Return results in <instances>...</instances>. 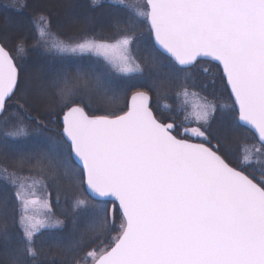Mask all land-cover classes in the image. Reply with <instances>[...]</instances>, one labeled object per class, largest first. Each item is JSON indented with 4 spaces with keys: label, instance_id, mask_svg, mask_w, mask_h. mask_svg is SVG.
Here are the masks:
<instances>
[{
    "label": "snow or ice",
    "instance_id": "obj_1",
    "mask_svg": "<svg viewBox=\"0 0 264 264\" xmlns=\"http://www.w3.org/2000/svg\"><path fill=\"white\" fill-rule=\"evenodd\" d=\"M110 2L128 12L126 19L115 21L113 42L67 43L51 32L47 16L30 21L37 46L60 61L50 67L39 90L60 102L62 132L59 140L48 138L49 147L16 151L12 170L0 165V242L9 264H34L37 235L64 225L51 215L45 185V179L61 176L75 186L74 211L88 208L85 192L100 201L92 206L96 220L88 231L118 233L99 253H86L85 260L93 264H264V0H143L140 8L125 0ZM23 7L21 3L18 10ZM145 23L152 41L145 43L143 62H138L132 50L140 48L136 30ZM24 51L23 43L17 44L18 54ZM86 53L102 56L111 70L95 64L73 69L63 61L66 54ZM202 59L222 70L234 98L231 110L238 113L232 127L254 132L260 145L257 159L247 150L239 166L233 164L221 139L210 131L214 113L225 105L190 91L195 87L189 83L190 69ZM113 73L144 79L133 83ZM165 85L182 99L178 111L190 97L196 99L191 113L195 126L187 117L163 122L154 114L149 92ZM17 86V66L0 46V116ZM138 86L148 91H133L126 110H86V97L114 101L118 90ZM23 108L21 104L18 111ZM12 119L13 126L0 133L6 158L15 151L10 141L29 136L24 120ZM34 123L39 130L40 122ZM70 161L78 162L76 167ZM25 166L35 175L21 176L17 169ZM41 187L44 192L38 191ZM104 198L112 200V208L104 206ZM9 220L18 229L15 235L9 232ZM87 242L85 231L76 244Z\"/></svg>",
    "mask_w": 264,
    "mask_h": 264
},
{
    "label": "trees",
    "instance_id": "obj_2",
    "mask_svg": "<svg viewBox=\"0 0 264 264\" xmlns=\"http://www.w3.org/2000/svg\"><path fill=\"white\" fill-rule=\"evenodd\" d=\"M21 3L26 4V7L18 10ZM39 14L47 16L51 21V32L59 40L68 43L84 39L111 41L115 33V21L118 18L126 19L128 16V12L125 11L123 6L106 1L93 6L91 0H0V46L5 47L10 53L18 69V86L14 95L7 101L4 115L0 116V133H2L5 125L13 122L12 118L23 119L30 129L29 131H32V135L30 134L31 136L26 139L10 141L15 151L9 152L7 158L3 148H0V165L7 166L9 170L15 167L14 156L16 151L29 152L49 147L40 137L47 136V127L60 128V117L63 113L58 99L50 93L39 90V85L49 76L50 67L60 62L58 58L46 53L42 46L38 47L36 44V33L30 21ZM136 34L140 37L141 44L139 50L136 46L135 48L138 51L140 61L143 62L145 43L151 41L146 23L137 27ZM19 43H23L25 51L18 54L17 44ZM63 61L73 69L77 64L84 66L95 64L103 67L102 63H95L92 60L77 57L64 56ZM200 64L209 69V73L202 75V70H199V76L197 77L199 79L198 90L201 86L206 88L202 82L207 81L208 96L212 94L209 98L231 102L218 67L209 62L200 61L193 68L196 70V67ZM113 75L117 79H128L133 83L144 79L142 77L122 78L115 73ZM163 87H166V89H163ZM136 89L148 91L147 87L140 86L129 88L123 92L118 90L119 98L120 95L125 96L122 105L114 103L111 104L112 106H105L102 101L93 99L90 100V103H92L91 108H86V110L90 114H104L106 111L119 113L121 109L125 110L128 95ZM170 89L171 87L166 85L162 86V92H158L156 89L149 92L153 112L163 122H169L171 117L167 112H162L158 106L159 102L167 101V94ZM21 104L24 105V108L18 111ZM230 114L228 112L227 114L223 113L221 117L217 118L216 116L215 121L211 124L210 131L212 134L215 132L214 136H217L223 129L224 132H233L232 136L225 137L221 141L228 150L231 162L239 166L238 162L242 160V144L252 143V141L247 140V135H250L253 141L256 142V140L245 128H233ZM29 117L32 119H28ZM3 118L7 120L1 124ZM34 121L40 122L41 127L39 130L34 127L36 126ZM34 129L37 132L33 131ZM235 133H237L236 138H234ZM58 136L60 135L58 134ZM0 139H3V137L0 136ZM69 163L76 167L73 161ZM17 171L23 175H35V173L28 170L27 166L23 169H17ZM251 171V168L246 169V172ZM255 174L259 178V174L257 172ZM45 181L51 196L52 212L64 221V225L56 230L43 231L37 235L35 247L38 256L34 264H87V260H85L86 253L92 249L99 251L110 246V240L118 234L117 231L100 229L88 231V225L96 220V217L92 215V206L99 204L100 201L92 200L86 193H83V198L88 200V208L74 211L72 203L76 195L75 186L62 176L56 180L45 179ZM6 194L11 196L12 189L9 188ZM104 206L112 208L113 204L111 201H105ZM8 223L9 232L15 235L18 229L13 226L11 220ZM119 223L120 213L116 206L117 229ZM85 231H87L88 242L86 244H76L81 233ZM9 259L3 242H0V264H9ZM29 264H33V261L30 260Z\"/></svg>",
    "mask_w": 264,
    "mask_h": 264
},
{
    "label": "rangeland",
    "instance_id": "obj_3",
    "mask_svg": "<svg viewBox=\"0 0 264 264\" xmlns=\"http://www.w3.org/2000/svg\"><path fill=\"white\" fill-rule=\"evenodd\" d=\"M110 2V0H100V2ZM125 3L127 4V5H131V6H133V8H140V7H142V5H143V0H125ZM50 40H49V42H51V38H49ZM84 40H94V39H84ZM84 40H81V41H76V42H72V43H79V42H83ZM96 41H104V40H96ZM107 42H113V40H111V41H107ZM68 43V42H67ZM133 55L134 56H136L137 58H138V62H141L140 61V57H139V54H138V51H137V49L135 48V45L133 46ZM64 56H66V57H71V58H75V57H77V58H81V59H89V60H92L93 62H95V63H97V62H99L100 64L102 63L103 64V67H101V68H104V69H107V70H111L110 69V66L107 64V62L105 61V59L102 57V56H96V55H94V54H92V53H86V54H82V55H72V54H66V55H64ZM144 58V57H143ZM88 65H90V64H88ZM88 65H86V66H88ZM93 65V64H92ZM202 68H206L204 65H199V66H197L196 67V70L194 69V68H192V69H190V73H191V79H190V81H189V83L190 84H194L195 85V87H193V88H190V91H193V92H196V93H198L199 94V96L201 97V98H204V97H206L208 100H211V101H213L214 103H216V104H218V105H225V108L223 109V110H217L215 113H214V118H212L211 120H210V127H211V124H212V122H214L215 121V118H216V116H217V118L218 117H221V115L223 114V113H225V114H227L228 112H229V114H230V112H231V119H232V121L233 120H235L236 119V112H234V111H232L231 109H232V106H233V103H232V101L231 102H226V101H222V100H220V99H216V98H209L210 97V95H212V94H210L209 96H208V94H209V92H208V90L206 89L207 87H208V85H207V81L205 82H202V84H204L205 86H206V88H204V87H202L201 86V88L198 90V84H199V79L197 78L198 76H199V70H202L201 72H202V75H206L205 73H204V71H203V69ZM116 75H118V74H116ZM135 77V76H134ZM166 86V85H165ZM167 87H169V86H167ZM161 88H162V86L160 87V90H159V92H162L161 91ZM163 89H166V87H163ZM202 89H203V91H202ZM137 90H140V89H136L135 91H137ZM143 91H145V90H143ZM167 91V90H166ZM163 92H164V90H163ZM175 92H176V89L174 88V87H171V89H170V92L167 94V101H161V102H159V100H158V102L160 103H158L159 104V109H161L162 110V112H167L168 113V115L171 117V120H173V119H175V121L177 122V123H180L181 121H184L185 120V118L187 117L188 118V121H191L192 123H191V125L190 126H195V121H194V117L191 115V113H192V111H193V109H192V105L193 104H195V103H197V101H196V99L195 98H193V97H190L189 98V104L188 105H185V106H183L179 111H178V107L179 106H181L182 105V99L181 100H177V98H176V95H175ZM132 93V92H131ZM130 93V94H131ZM129 94V95H130ZM128 95V96H129ZM117 96H118V94H117ZM124 95H120V98H119V96H118V99H116V100H114V101H111L110 102V100H108V99H106V98H102V97H99V96H95V95H93V97L91 96L90 98L89 97H86L85 98V101H84V103L85 104H88L89 105V107L88 108H91V106H92V103H90L91 101L90 100H93V99H96V100H98V101H102V104L103 105H105V106H112L111 104H114V103H116V104H120V105H122V102H123V100H124ZM98 98V99H97ZM128 98V97H127ZM127 102V101H126ZM157 105V104H156ZM165 105H169L170 106V108H165L164 106ZM66 110V109H65ZM125 110H126V108H125ZM158 112V111H157ZM63 114V113H62ZM217 114V115H216ZM62 116V115H61ZM233 116V117H232ZM61 118V117H60ZM7 120V119H6ZM6 120H5V118H3L1 121V124H3V123H5L6 122ZM170 120V121H171ZM169 121V122H170ZM11 125V126H10ZM10 126V127H9ZM13 126V122H11V123H9V124H7V125H5L4 126V128H3V131H5V130H8V129H10L11 127ZM7 127H9V128H7ZM35 128H36V126H34ZM60 128H61V125H60ZM60 128L59 129H57V128H55V127H47V130L46 131H48V133H46L47 134V136H45V135H43V136H41L40 138H42L47 144H48V146H50L51 145V142L49 141V137H52V138H55L56 140H59L60 139V136H58V134L60 135ZM29 129V128H28ZM30 130V129H29ZM36 129H34L33 131H35ZM2 131V132H3ZM233 131H235V130H233ZM32 131H29V136L28 137H30L31 135H32V133H31ZM35 132H37V131H35ZM232 131H228V132H224V129L223 130H221L218 134H217V136L216 137H218V138H220V139H225V137H228V136H232ZM31 134V135H30ZM213 134H215V132H213ZM247 135V134H246ZM236 136H237V133H235L234 134V138H236ZM28 137H25V138H22V139H26V138H28ZM34 139H36V138H34ZM21 140V139H20ZM247 140H250V141H252V143H249V144H247L246 143V145H244V144H242V146H241V152H242V159H243V157H244V155L246 154V151L247 150H251V152H252V158H253V160H255V159H257V157H256V154H255V149L256 148H258V147H260V145H259V143L256 141H253V139H252V137L250 136V135H247ZM254 167H258L257 165H254ZM257 173L259 174V172L257 171ZM21 176H24V177H31V176H33V175H23V174H21V173H19ZM45 185H46V190H47V192L49 191L48 190V186H47V184H46V181H45ZM12 191H13V189H12ZM38 191H40V192H44L45 191V188H43V187H41V188H39L38 189ZM49 193V192H48ZM50 199H51V196H50ZM52 202V201H51ZM50 202V203H51ZM54 218H57V219H60V218H58L57 216H55L54 214H53V212H52V214H51ZM56 229H58V228H56ZM56 229H44V230H42L41 232H43V231H48V230H56ZM102 249H100L99 251H97V253H99L100 251H101ZM93 262L91 261V259H88L87 260V264H92ZM76 264H86V263H76Z\"/></svg>",
    "mask_w": 264,
    "mask_h": 264
},
{
    "label": "water",
    "instance_id": "obj_4",
    "mask_svg": "<svg viewBox=\"0 0 264 264\" xmlns=\"http://www.w3.org/2000/svg\"><path fill=\"white\" fill-rule=\"evenodd\" d=\"M147 26H148V25H147ZM148 29H149V28H148ZM150 38H151V41H152V37H151V35H150ZM202 60L208 61L207 59H202ZM209 62H210V61H209ZM211 63L217 65L216 62H211ZM219 70H220V72H221V74H222V70H221V69H219ZM224 83H225V82H224ZM225 86H226V84H225ZM140 91H143V90H140ZM227 91H228L229 96H230V90L227 89ZM131 94H132V93H131ZM131 94L128 96L127 100L130 98ZM230 99H231L232 103L234 104V98H231V97H230ZM62 115H63V114H62ZM237 115H238V113L236 112V117H237ZM60 125H61V128H60V133H61V132H62V116H61V118H60ZM244 128H246V127H244ZM246 129H247V128H246ZM247 130H248V129H247ZM248 131H250V132L253 134V136L255 137V139H256L257 142H258V139L256 138L254 132L251 131V130H248ZM258 143H259V142H258ZM73 161H74V158H73ZM74 163L76 164V163H78V162H74ZM85 193H86V192H85ZM86 195H87L89 198L93 199V198H92L90 195H88L87 193H86ZM93 200H96V199H93ZM104 200H106V201H112L110 198H104ZM116 206H117V208H118V210H119L118 203L116 204ZM92 264H93V263H92Z\"/></svg>",
    "mask_w": 264,
    "mask_h": 264
},
{
    "label": "flooded vegetation",
    "instance_id": "obj_5",
    "mask_svg": "<svg viewBox=\"0 0 264 264\" xmlns=\"http://www.w3.org/2000/svg\"><path fill=\"white\" fill-rule=\"evenodd\" d=\"M203 65V64H202ZM202 69H204V68H202Z\"/></svg>",
    "mask_w": 264,
    "mask_h": 264
}]
</instances>
